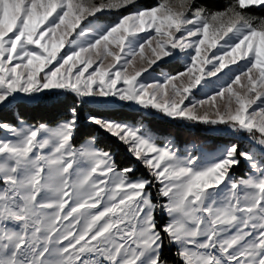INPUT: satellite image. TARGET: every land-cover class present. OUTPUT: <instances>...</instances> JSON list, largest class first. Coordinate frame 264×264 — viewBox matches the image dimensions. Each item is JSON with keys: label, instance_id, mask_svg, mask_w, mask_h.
<instances>
[{"label": "rangeland", "instance_id": "1", "mask_svg": "<svg viewBox=\"0 0 264 264\" xmlns=\"http://www.w3.org/2000/svg\"><path fill=\"white\" fill-rule=\"evenodd\" d=\"M141 1L0 0V110L72 94L241 149L87 118L136 160L133 176L92 137L72 141L75 115L0 123V264H264V18L242 12L264 0L215 13Z\"/></svg>", "mask_w": 264, "mask_h": 264}, {"label": "trees", "instance_id": "2", "mask_svg": "<svg viewBox=\"0 0 264 264\" xmlns=\"http://www.w3.org/2000/svg\"><path fill=\"white\" fill-rule=\"evenodd\" d=\"M236 1L194 0V6L208 13H215L226 10L229 6L235 4ZM141 2L145 7H151L155 4L154 0H142ZM242 12L246 16L264 18V6L243 9ZM161 68L168 69L172 67H168V63H162ZM176 71L178 69L174 72ZM76 101V97L72 94H67L61 99L55 98L50 94H44L40 100L32 104L15 101L8 105V107L0 110V123L16 125L19 121H25L32 124H54L61 119H71L75 115L76 125L73 129L72 141L77 144L92 137L97 147L111 155L115 168L119 170L133 168L134 171L130 173L133 176L142 172L136 160L127 154L121 142L105 135L96 124L87 123V118L93 117L116 123L142 124L155 132L158 140L170 137L179 145L187 144L190 141H197L203 145L211 144L209 146H213V144L235 146L236 150L242 147L240 142L231 139L233 137L193 129L188 125L185 127L181 122L144 114L137 110L128 109L126 106H116L113 108H102L88 104L79 106ZM232 171L238 175H242L245 171V166L240 163ZM160 252L161 260L165 259L167 262H172L173 256L164 244Z\"/></svg>", "mask_w": 264, "mask_h": 264}, {"label": "built area", "instance_id": "3", "mask_svg": "<svg viewBox=\"0 0 264 264\" xmlns=\"http://www.w3.org/2000/svg\"><path fill=\"white\" fill-rule=\"evenodd\" d=\"M54 97H55V98H62L63 96H61V95H57V96L54 95Z\"/></svg>", "mask_w": 264, "mask_h": 264}, {"label": "bare ground", "instance_id": "4", "mask_svg": "<svg viewBox=\"0 0 264 264\" xmlns=\"http://www.w3.org/2000/svg\"><path fill=\"white\" fill-rule=\"evenodd\" d=\"M193 126V125H192Z\"/></svg>", "mask_w": 264, "mask_h": 264}]
</instances>
